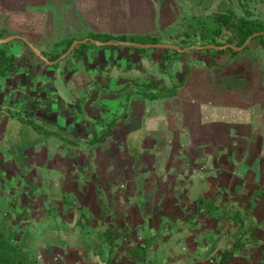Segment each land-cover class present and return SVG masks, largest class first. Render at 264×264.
Instances as JSON below:
<instances>
[{"label":"crops","instance_id":"crops-1","mask_svg":"<svg viewBox=\"0 0 264 264\" xmlns=\"http://www.w3.org/2000/svg\"><path fill=\"white\" fill-rule=\"evenodd\" d=\"M34 2L42 4L41 7H32L30 4ZM141 2L142 7L138 8L136 17L144 19L154 17V13L147 9V4H152L153 1ZM96 3L97 0H0V27H6L12 33L23 34L33 42H39L54 34L58 27L80 24L82 17L89 27L97 28ZM87 4L90 6L87 7ZM35 35L41 36L42 39L33 38ZM9 48L14 53L19 68L4 76L14 75L12 76L16 85L14 92H10L7 86H1L0 89V131L2 125L6 126L17 118L16 110L12 112L10 109L15 108L14 103L17 101L20 102L21 109L35 108V115L43 120H55L61 115V118L66 120L61 125L67 129L70 127L76 134L87 130L90 133L94 132L92 126L96 124L88 123L86 119H95L89 117V113L104 108L108 114L104 119L116 120L115 126L110 129L111 138H113L111 133L116 131H121L119 136L125 137L124 132L128 130V124L125 126V122H130L132 118L136 122L148 120L155 108H158L161 112L165 111L163 115L172 117L170 119L172 122L180 115L179 123L183 121L187 127L184 131L188 140H184V143L172 138V135L164 141L173 148L177 146L185 149V158L179 160L181 163L185 162V166L174 165V171L181 174L185 181L177 180L175 184L179 187L185 183L189 186L195 184L201 186L196 196L188 197L186 193V198L174 212L177 219L167 222L140 217L142 214L146 216L149 209L145 211L138 208L136 213L132 208L126 209L123 206L122 210L127 214L124 217H131L134 211L135 219L125 218L120 222L108 219V211L105 215L101 210L102 205L116 209L120 204H114L113 192L107 187L106 200H110V203L96 197L100 212L89 215L91 222L88 226L92 229L90 232L95 233L96 243L87 249L82 243L83 236H79L75 239L78 250L73 253V260L69 261L70 263L62 261L56 264H264V250L255 248L248 250L247 244L241 241L243 236L247 238L246 233H249L264 243V192L258 193L264 190V126L259 125L251 129L248 123L250 115H259L258 109L264 111V48L258 41L252 47L248 45L241 51L228 55L223 65H208L205 60L208 56L206 50H191L190 55L196 58L191 62L185 58V54L182 57L172 55L167 65L161 66L163 71L154 75V79L159 81L160 90L176 85L175 94L168 96L144 97L135 88L126 84L127 80L116 76L108 79L109 85L106 86L108 91L100 92L98 86L93 87L94 82L89 76L84 82L89 84L82 86L81 95L84 96H80L81 101L78 102L82 106L77 105L78 113L84 116L82 119L79 118L76 108L64 112L65 96L63 95L64 98L61 96V85L46 90L49 89L47 83L52 82L49 78L56 77V80H62L58 75L48 74L52 69L56 73V68L41 67L30 52V48L20 42L12 41ZM149 51L139 54L138 59L143 60L146 56L150 58ZM195 53H198L197 56ZM37 76L39 78L34 79ZM147 80L152 81L150 78ZM71 82H76L77 88L80 85L78 83H81L79 80ZM36 84L37 91L33 86ZM120 86L121 89L118 90ZM151 101H154L156 106H153ZM73 114L77 115V118ZM72 115L73 118L69 117ZM30 126L31 133L36 132L32 125ZM171 126L169 125L170 129ZM99 127L101 128V125ZM156 130H153L155 137ZM49 136L53 135L45 134L41 140L45 142ZM175 137L179 135L176 134ZM173 139L177 144L172 141ZM157 140L159 142L162 139ZM240 165L246 168L243 177L235 173L240 170ZM74 170L72 167L71 171ZM80 176L77 174L73 177ZM25 178L29 181L27 177ZM3 181L5 180H1L2 186L5 185ZM35 196V194L31 196L33 201L36 199ZM89 196L90 193L84 192L78 194L77 198L67 199L63 196L66 197V201H63V197L59 201L67 211L74 206L72 204L74 200L79 201L77 207L80 211L90 203ZM199 198L203 199L200 200V204ZM217 206L231 208L230 215L220 214ZM150 210L153 216L159 217L160 208L154 205ZM102 213L104 218L101 217ZM79 215L75 216V226ZM187 217L194 219L189 225L182 221ZM7 220H3L6 221L5 224ZM231 220L234 221L233 225ZM165 223L168 226H164ZM8 225L9 230L15 227L11 223ZM107 227L120 232V235H114L113 245L105 240L101 233ZM162 229V238L166 235L167 238L161 243L162 234L159 232ZM74 231L80 235L81 228L79 230L78 227ZM20 235L22 233L18 236ZM236 242H240L239 246L222 261L224 252ZM171 243H179V251L174 250L171 245L166 247ZM165 251H167L165 260L158 261L156 258L158 252ZM170 252L172 253L169 255ZM38 261L39 264H55L49 258Z\"/></svg>","mask_w":264,"mask_h":264},{"label":"rangeland","instance_id":"rangeland-1","mask_svg":"<svg viewBox=\"0 0 264 264\" xmlns=\"http://www.w3.org/2000/svg\"><path fill=\"white\" fill-rule=\"evenodd\" d=\"M141 1L97 0L98 13L99 11L104 13L98 14L97 28L105 27L103 25L105 23H107L108 28L110 26V28H116L113 26L116 23L120 26H125V24L130 22L132 24L130 25L131 28L138 31V34L148 32L155 33V35L160 34L164 41L170 40L167 36L168 33L172 31V34H174V31L179 30L178 37L173 39L175 41L180 40L179 37L183 35V29H188L186 21H190L193 14L204 17L211 12L231 6L238 14H245L248 10L251 16H257L264 20V0H249L247 3H245V0H152V4L146 3L148 11L152 14L154 13V17L150 19L136 17L138 8L142 7ZM112 9L113 11L111 12ZM127 14L135 17L133 20L128 21L126 20ZM71 27H74V25L66 28H57L53 38H62L65 32L75 31ZM40 37L35 35L33 38L40 39ZM191 40L192 38H189V41ZM12 41L20 42L16 39ZM170 41L172 42V40ZM197 42V40H194L193 44ZM256 42L257 40H253L248 45L252 47ZM47 45L49 44L44 42L40 44L39 42L40 47ZM146 48H148L146 52L151 50L149 51L151 56H148L150 58H147V56L143 58L144 61L138 59L140 54L138 51H129L126 45L118 44H109L105 49L92 48L88 51L87 56L78 62H74L72 57L68 56L67 58L64 57L65 59L61 60L57 65L51 66L41 63L38 57L34 58L45 69L56 68V73L52 69L48 72L49 75H58L62 78L61 81L56 80V77L53 79L49 78L52 82L47 83L49 89L46 90H51L52 86L61 85V96L63 98L65 96L64 112L66 113L72 108L77 109L78 102L81 101L80 96H84L81 95L82 86L89 84L84 83L89 76L94 82L93 87L103 88L109 85L108 79L111 76L127 80L126 82H129L130 87L135 89L137 86L132 83V80L149 81L147 79L150 78L152 79L151 82L156 81L154 75L163 71L161 65L165 62L167 63L161 58L159 53L161 51L165 52V49L158 46ZM190 53L191 50H186L179 56L182 57L185 54V58L191 62L195 57H192L193 55H190ZM127 58H129L128 62H126ZM163 61L165 62L163 63ZM12 76L14 75L0 77V89H2L1 86H7L10 92H14L16 85ZM95 77L97 78L94 79ZM37 78L39 76L34 77L36 80ZM72 78L81 81V83H78L80 84L78 88L76 87V82H71L74 81ZM33 86L34 90L37 91L38 84ZM98 91L103 92L99 88ZM151 103L156 106L154 101H151ZM10 104L12 105V103ZM14 105V109L10 108L13 110L12 112L19 109L23 116L28 115L22 112L19 101L16 104L14 103ZM79 106L81 107L82 104ZM86 107H88V104ZM90 110L92 111V109ZM258 110L259 115L252 114L248 118L251 129H254L255 126L259 127V125L261 127L264 126V111L262 109ZM164 112L155 108L151 118L148 119L149 121L145 119L143 122H136L132 118L130 122L128 121L124 124L125 126L128 124V130L124 132L125 137H120L121 131H116L113 134L111 133L113 138L110 137V131L109 135L104 131L103 136L98 138L100 136V125L96 124L92 126L94 131L92 133L87 130L76 134L69 127L66 132L59 130L52 137L49 136L45 142L41 140L45 135V127L54 129L55 125L65 123L66 120L65 118L62 119L61 115L55 120H49L50 123L43 122V119L36 114L32 116L33 122L24 121L22 118L17 117L6 126L2 125V130L0 131V221L3 222V220L8 219L7 223L14 224L18 234L28 230V237L31 241H34L32 242L36 246L37 264H39L38 260L41 261L45 258L51 259L55 264L62 261H72L73 253L78 250L77 246H75L77 245L75 244V239L79 236H83L82 243L87 249L90 245L96 243L97 239L94 236L95 233L90 232L91 228L89 232H85L86 229H84L80 235L74 231L80 226L78 221L75 226V216L76 214H81L82 210H78L77 204L79 201L76 202L74 200V203H72L74 206L67 211L65 207L63 208V203L59 201L63 196L68 199L70 197L77 198L78 194H83L84 192L90 193L89 198L91 201L83 208L86 215H79L81 220L85 219V222L89 218L87 221V225H89L91 222L89 215L100 212L96 197H100L104 202L110 203V200H106L105 191L107 187L111 188L113 192L114 204H120L121 206L116 209L123 212L125 211L122 210L123 206L126 209L132 208L136 213L138 208L145 211L149 209L146 216L142 214L140 217L142 216V218L148 220H158L159 222L177 219L174 212L186 198V193L189 197L196 196L200 192L201 186L197 184L189 186L183 183L184 185L181 187L175 184L177 180L178 182L185 181L181 174L174 171V165L185 166V162L181 163L179 161L185 158V149L177 146L173 148L164 141L168 140L169 136L172 135V138L181 140L184 143V140H188L184 131V128L187 127L183 121L179 123L180 115L172 122L170 120L172 117L167 114L163 115ZM75 114L73 115L77 118ZM73 115L69 117L73 118ZM107 115L106 110L103 108L90 112L88 116L106 121L104 118ZM78 116L81 119L84 118L80 113H78ZM181 117L186 118L183 115ZM168 124L172 125L171 129ZM183 124L184 126H181ZM30 125L36 132L31 133ZM40 125L44 129L42 130L43 132L38 130ZM174 129H178V131ZM153 130H156L157 138L154 136ZM176 134L179 137H175ZM157 139L161 141L158 142ZM174 139L172 141L176 142ZM80 148H84V150ZM61 158L64 160L62 161ZM172 160L174 163H172ZM72 167H74V171H71ZM239 169L235 173L239 174V177H243L246 173V168L240 165ZM77 174L81 175L80 178L73 177ZM82 177L84 178L83 180ZM1 180H5L2 182L3 184L5 183L4 186H2ZM263 192L264 190L258 193L263 194ZM32 194L36 195L34 201L31 197ZM2 195L4 197H1ZM154 205L161 209L158 218L150 212ZM116 209L105 207L104 205L101 208L105 215L108 211L107 216L110 220L116 219L120 222L125 218L135 219L136 214L134 211L131 217H124L127 214L118 212ZM218 211L220 214L227 216L231 208L225 209V206H219ZM101 217L104 218L103 213ZM180 217L179 219H182ZM187 218L189 219V217ZM187 218L182 221L189 225L194 219L190 217L188 221ZM7 223L5 225L7 227L10 226ZM231 224H234L233 220H231ZM163 225L168 226L167 223ZM160 233L162 234L160 236L162 243L167 238V235L162 238L163 229L160 230ZM246 236L248 237L245 238L243 236L241 241L247 244L248 250H253V248L264 250L263 242L257 240L254 236H250L249 233H246ZM154 243L156 244L155 241ZM169 245L174 250L179 251V243L167 244L166 247ZM56 253L61 256L56 258ZM166 255L167 251L158 252L156 258H158V261L165 260Z\"/></svg>","mask_w":264,"mask_h":264},{"label":"trees","instance_id":"trees-1","mask_svg":"<svg viewBox=\"0 0 264 264\" xmlns=\"http://www.w3.org/2000/svg\"><path fill=\"white\" fill-rule=\"evenodd\" d=\"M75 1V0H74ZM247 3L249 0H245ZM34 8H40L42 4L40 3H33L30 4ZM90 6V4H89ZM87 4V7H89ZM96 6V5H95ZM113 7V6H112ZM92 8V4H91ZM114 9V7H113ZM111 10V12L113 11ZM103 10V8H102ZM246 10V9H245ZM96 12H97V18L98 14H102L103 12L99 11L96 6ZM104 14V13H103ZM135 16H131L127 14L126 20L130 21L133 20ZM99 20V19H98ZM80 25H74V27H71L75 29V31H72L70 33L65 32L64 36L62 38L54 39V35H50L45 37L43 40L39 41L41 43L49 44L47 46L40 47L39 42L34 41L38 47L41 49V51L49 58V59H55L58 57L63 51L66 50V48L69 46L71 41L74 38H82L86 36H91L94 38H98L101 40H107V39H127V40H134L139 42H162L164 41L162 36L155 35V33H148L145 34H138V31H135L131 28L130 25H132L130 22L128 24H125V26H120L118 23L114 24L116 28H108L107 23H105V27L103 28H95V27H89L87 25L86 20L82 17L80 21ZM77 26V31H76ZM186 26L188 29H183V35L179 37L180 40L173 41L174 38L178 37L179 30L174 31L175 33L172 34L168 33L167 36L170 40L174 43H178L181 45H188L193 44L194 40H197L198 42L196 44H204L208 42H213L216 44H223V43H234V44H241L245 38L251 34L254 31L258 30H264V20L257 17V16H251L246 11L245 14H238L237 11L231 7L228 6L223 10L214 11L209 13L207 16H199V15H191V20L186 21ZM70 27V26H68ZM121 27V28H120ZM129 27V28H128ZM60 28V27H58ZM66 28V27H64ZM57 29V28H56ZM79 31V33H77ZM12 33L10 30H8L6 27H0V37L6 36L8 34ZM53 38V39H52ZM189 38H192L191 41H189ZM20 41L21 43L28 46L23 40L16 39ZM170 40H167V42H171ZM258 41L262 48H264V33L260 34L258 36H254L250 42L252 41ZM52 41V42H50ZM50 42V43H49ZM249 42V43H250ZM12 43L11 41L0 43V77L8 75L10 73H13L18 70L19 63L16 61V57L14 53L10 50L9 46ZM248 43V44H249ZM248 44L245 46L248 47ZM121 45V44H118ZM128 47L129 51H138L140 54H143L147 51L148 48L146 47H140V46H133V45H126ZM29 48V46H28ZM105 49L107 48V45H96L91 42L86 43H79L77 44L71 52L65 57L68 56L72 57V60L74 62L81 61L85 56H87L88 51L90 49ZM162 48V47H161ZM165 49V52L161 51L160 56L163 60L168 61L171 56H179L182 54V52L171 49V48H163ZM244 49V48H243ZM200 50H206L208 52L207 64L208 65H223L227 61L228 55L235 54L238 51L233 50L230 47H227L225 49H200ZM192 51H194L192 49ZM196 51V50H195ZM30 52L35 56L38 57L30 48ZM39 58V57H38ZM65 58L61 59L64 60ZM40 59V58H39ZM54 64H46L43 60L40 59V62L45 65H57L59 62ZM164 61V62H165ZM163 62V63H164ZM167 63L165 62L162 64V67H165ZM132 83L137 86L136 90L137 92L141 93L144 97L148 98H156L158 96H168L175 94L176 92V85L173 84L172 86L167 87L164 90L159 89V83L157 81L151 82V81H139V80H132ZM128 85V83H126ZM124 87V86H123ZM122 87V88H123ZM103 91H108L106 88H100ZM118 90L121 89V86L117 88ZM116 89V90H117ZM23 113H27V116H23L20 113V110L18 109L15 113V115L19 118H22L24 121H30L33 122L32 116L35 115V108L34 109H21ZM88 123L92 124H100V137L103 136L104 131L106 134L109 133L110 129H112L115 126L116 120L115 118L104 121L101 119H86ZM45 123H50L49 120H42ZM50 125V124H49ZM54 129H48V128H41V125L38 126V130L42 131L44 130L45 134L54 135L59 130L66 132L67 127L64 125L57 124L54 126ZM41 128V129H39ZM43 132V131H42ZM94 139V138H93ZM91 139V140H93ZM201 201H203L202 198H199L198 204H200ZM63 201H66V198L63 197ZM211 204L210 202H207V204ZM81 216L86 215V213L82 210ZM83 219V218H82ZM89 219V218H88ZM88 219L80 220L78 219V223L80 224L79 230L81 228V232L85 230V232H89V226L87 225ZM102 235L105 240H107L111 245H113V237L114 235H120V232L117 230H113L110 227H107L105 230H103ZM18 232L15 228L11 229L9 231L8 227L5 225L4 221H0V264H37V256L35 254L36 246L34 245L30 238L28 237V230L26 232L22 233V235L18 236ZM240 242H236L232 247L227 249L224 253L225 255L221 259L222 261L226 260L227 257L232 254L233 250L239 246Z\"/></svg>","mask_w":264,"mask_h":264},{"label":"water","instance_id":"water-1","mask_svg":"<svg viewBox=\"0 0 264 264\" xmlns=\"http://www.w3.org/2000/svg\"><path fill=\"white\" fill-rule=\"evenodd\" d=\"M264 30H258L254 31L251 34H249L245 40L241 44H234V43H223V44H216L213 42H208L204 44H188V45H181L178 43L174 42H167V41H162V42H139V41H134V40H127V39H107V40H101L98 38H94L91 36H86L82 38H74L69 46L66 48L65 51H63L58 57L55 59H49L36 45L33 41H31L27 36L20 34V33H10L6 36L0 37V43H5L8 41H11L13 39H21L23 40L29 48L41 59L43 60L46 64H54L66 57L71 50L79 43H86V42H91L96 45H109V44H121V45H133V46H140V47H152V46H158L162 48H171L178 50L180 52L186 51V50H199V49H225L227 47L232 48L233 50H242L245 48V46L251 41V39L254 36H258L260 34H263Z\"/></svg>","mask_w":264,"mask_h":264},{"label":"built area","instance_id":"built-area-1","mask_svg":"<svg viewBox=\"0 0 264 264\" xmlns=\"http://www.w3.org/2000/svg\"><path fill=\"white\" fill-rule=\"evenodd\" d=\"M55 257L56 258H59L60 257V254L59 253H56Z\"/></svg>","mask_w":264,"mask_h":264}]
</instances>
